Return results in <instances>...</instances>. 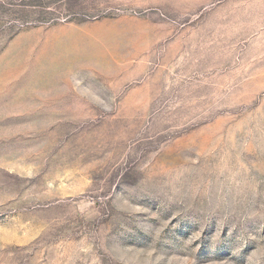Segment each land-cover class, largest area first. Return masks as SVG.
<instances>
[{
  "label": "rangeland",
  "instance_id": "obj_1",
  "mask_svg": "<svg viewBox=\"0 0 264 264\" xmlns=\"http://www.w3.org/2000/svg\"><path fill=\"white\" fill-rule=\"evenodd\" d=\"M0 264H264V0H0Z\"/></svg>",
  "mask_w": 264,
  "mask_h": 264
}]
</instances>
